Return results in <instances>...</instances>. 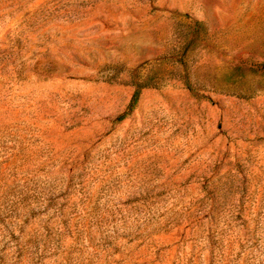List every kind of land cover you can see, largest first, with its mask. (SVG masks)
<instances>
[{
	"label": "rangeland",
	"instance_id": "1",
	"mask_svg": "<svg viewBox=\"0 0 264 264\" xmlns=\"http://www.w3.org/2000/svg\"><path fill=\"white\" fill-rule=\"evenodd\" d=\"M182 51L230 81L264 0H0V264H264V94Z\"/></svg>",
	"mask_w": 264,
	"mask_h": 264
},
{
	"label": "trees",
	"instance_id": "2",
	"mask_svg": "<svg viewBox=\"0 0 264 264\" xmlns=\"http://www.w3.org/2000/svg\"><path fill=\"white\" fill-rule=\"evenodd\" d=\"M192 33L202 32V25L200 22H194L191 27H188ZM204 41L203 39H201ZM191 40L189 39V42ZM184 43H186V38H184ZM188 46V45H187ZM189 51H182L174 54L173 56L163 57L158 59L155 63L168 64L171 62V67L164 72L170 78L175 77L182 80L184 86L190 90L194 95H198L197 91L201 88L209 89L211 91L226 93L231 95H238L240 97L249 98L259 94H264V86L261 84H256L252 81L255 77H264V58L262 60H255L250 58H242V60H235L229 66L230 75L227 77L231 78L230 81L224 84H219L218 76L212 79V82L208 85L191 84L188 82V78L191 75V67L188 62ZM247 53V52H243ZM243 53L240 56H243ZM261 56L259 54H253ZM138 69L131 74L132 85L134 86V92L132 98L127 107V112L119 117V120L123 119L126 114H128L133 106L138 101L140 92L144 88H155L160 86L159 81L165 79L164 76H151L146 80L135 79L138 76ZM221 82V81H220Z\"/></svg>",
	"mask_w": 264,
	"mask_h": 264
}]
</instances>
